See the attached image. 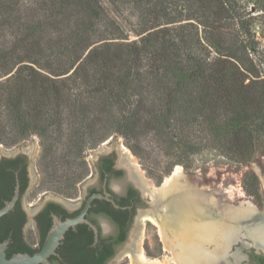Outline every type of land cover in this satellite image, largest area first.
Returning <instances> with one entry per match:
<instances>
[{"label":"trees","instance_id":"1","mask_svg":"<svg viewBox=\"0 0 264 264\" xmlns=\"http://www.w3.org/2000/svg\"><path fill=\"white\" fill-rule=\"evenodd\" d=\"M253 9L264 0H0V144L36 135L39 188L63 196L113 134L165 174L207 150L248 166L264 156ZM243 185L261 206L253 171Z\"/></svg>","mask_w":264,"mask_h":264},{"label":"flooded vegetation","instance_id":"2","mask_svg":"<svg viewBox=\"0 0 264 264\" xmlns=\"http://www.w3.org/2000/svg\"><path fill=\"white\" fill-rule=\"evenodd\" d=\"M30 139L0 146V205L17 195L12 210L0 218V243L7 242L6 255L33 256L41 251L57 222L82 217L65 230L47 264H131L139 246L146 264L165 258L162 252L170 251L149 216L172 229L178 221L169 226L168 220L162 219L168 199L154 201L137 185L138 170L121 158V150H103L91 164L86 160L89 173L77 184L76 194L63 196L39 188L38 155ZM153 186L161 184L154 182ZM197 192L200 205L203 198L201 191ZM199 212V219L203 218ZM149 224L157 228L160 237L156 251L148 249L145 233ZM234 255H238L236 261ZM227 256L230 261L219 264H264V251L245 247L243 241L234 244Z\"/></svg>","mask_w":264,"mask_h":264},{"label":"water","instance_id":"3","mask_svg":"<svg viewBox=\"0 0 264 264\" xmlns=\"http://www.w3.org/2000/svg\"><path fill=\"white\" fill-rule=\"evenodd\" d=\"M33 145L36 147V143ZM106 149L121 150V153H124L121 154V158L134 166L130 157L120 147L117 138H114L108 147L99 149L90 161L96 158L97 153ZM251 164L264 191V160L260 154L257 153ZM135 182L142 190H146L154 201L163 203L166 198L168 199L162 213V219L168 220L167 225L173 226L178 221L177 228L172 229L149 216L152 223L158 227L165 249L170 251L162 252L165 257L163 260H153L149 264L229 262L228 251L238 241H243L245 247L254 246L264 251V211L258 212L249 201L238 202L237 206L229 205L226 197L221 193L224 189L220 188V184L217 189H209V186L197 188L188 181L187 174H182L178 166H175L171 177L164 179L159 188H154L152 181L145 180L138 171ZM197 191H201L199 194H202L203 198L200 205L196 200ZM16 199L17 195L0 208V218L12 210ZM199 211L203 213V218L199 219ZM81 221L82 217L64 223L57 222L49 232L41 251L33 256L14 254L8 258L7 242L0 243V264H47V257L54 252L65 230ZM146 229L148 249L156 251L160 245L157 228L149 224ZM137 244L139 245V242ZM237 258L238 255L233 256L234 261ZM146 262L139 246L136 258H131V264H146Z\"/></svg>","mask_w":264,"mask_h":264},{"label":"rangeland","instance_id":"4","mask_svg":"<svg viewBox=\"0 0 264 264\" xmlns=\"http://www.w3.org/2000/svg\"><path fill=\"white\" fill-rule=\"evenodd\" d=\"M28 7L34 6L37 0H22ZM252 15L255 17L253 31L255 32L257 39V51L254 56V61L258 66L262 77H264V10H254ZM124 35H127L130 39L137 38L132 32L129 31L130 26L123 22ZM29 138H33L32 143H36V153L39 154L40 144L39 138L36 135H32ZM117 138L122 150L128 153V156L133 161L134 167L139 173L148 181L159 182L162 184L165 178L169 177L175 169L172 168L169 174L164 173V169L157 168L154 161H147L137 157L131 149L127 146L126 141L118 134L111 135L106 141L100 143L96 148L88 150L86 152V160L91 164L90 158L101 149L108 147ZM0 146H2L0 144ZM4 146V145H3ZM5 147V146H4ZM10 147V146H6ZM260 151L264 149V142H260ZM260 156L264 160V156L259 152ZM158 160L165 161L164 157L159 156ZM181 168L184 175L187 174L188 181H190L197 188L202 186H209V189H217L220 184V188L224 189L221 193L226 197V202L230 205L237 206L238 202L249 201L250 204L256 207L258 212H262L264 209V191L261 181L259 179V192L262 197V205H258L259 201L253 196H249L244 191L243 178L246 172L255 170L250 163L248 166H241L227 157L222 155L217 150H207L192 158L191 166L185 169L181 165H177ZM257 175V174H256Z\"/></svg>","mask_w":264,"mask_h":264},{"label":"bare ground","instance_id":"5","mask_svg":"<svg viewBox=\"0 0 264 264\" xmlns=\"http://www.w3.org/2000/svg\"><path fill=\"white\" fill-rule=\"evenodd\" d=\"M126 154L128 155V153L126 152ZM133 162V161H132ZM179 167V166H178ZM181 172H182V170H181ZM173 173V172H172ZM182 174H183V172H182ZM172 175V174H171ZM171 175L169 176V177H167V178H165V179H169L170 177H171ZM146 180V179H145ZM148 181V180H147ZM163 183V182H162ZM162 185V184H161ZM154 187V186H153ZM155 188V187H154Z\"/></svg>","mask_w":264,"mask_h":264}]
</instances>
